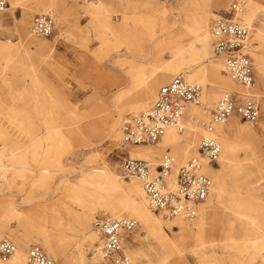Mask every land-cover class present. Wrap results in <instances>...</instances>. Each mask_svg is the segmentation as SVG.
Masks as SVG:
<instances>
[{"label": "rangeland", "instance_id": "rangeland-1", "mask_svg": "<svg viewBox=\"0 0 264 264\" xmlns=\"http://www.w3.org/2000/svg\"><path fill=\"white\" fill-rule=\"evenodd\" d=\"M151 1L18 0L12 2L8 0V7L0 10V82L9 80V87L0 91V116L14 113V116L22 120L23 124L20 123L22 128L27 124L28 118L31 124L41 123L45 118L52 122L51 131L54 132L64 131L74 126L73 120L84 122L109 115L116 120V129H119L120 125L122 127L123 120L129 114L141 112H135L140 110L139 108L126 106L128 99L137 98L140 95L146 86L145 78L156 69L160 59L169 57V48L164 44L157 45V42L162 41L164 37L160 27L139 33L130 26L135 17L162 20L163 16L154 12V7H150ZM157 1L159 5L167 4L170 8L172 5H177L179 8L174 11L173 18L180 21H189L192 13L209 10L213 3L211 0ZM233 1L230 0L226 6L213 7L212 10L218 15H224ZM245 12L243 19L248 14L247 11ZM46 14H50L54 19V33L49 37L34 35L31 28L35 18ZM215 17L217 16L211 17L209 29ZM250 25L249 44L256 72L253 92L258 94L261 115L257 122L244 121L238 117L241 127L249 125L254 130L243 129L236 134V138L244 145L254 142L261 154L255 156L241 149L235 152L233 163L248 162L249 160L246 159H251L249 162L252 163H248L249 168L244 169L242 174H246L247 179L258 180L264 176V80L259 69V60L264 61V10L257 13ZM257 33L260 34V38H257ZM30 35L53 46L47 62L35 61L32 65L38 52L37 45L28 41ZM214 41L211 34L210 48L206 58V63L209 65L216 60L213 58L211 62H208L212 57ZM131 55L148 59V61L144 65H135L128 62ZM221 61L224 62V60ZM181 72L184 73V70ZM36 74L41 78V88L50 89L54 94L52 108L48 105L36 108L33 103L34 96L26 95L24 99L27 100V104H18L15 110H12L14 102L11 101V95L14 89L23 80L32 81ZM176 75L157 87L153 99L156 98L161 86ZM201 75L200 71L198 78L194 81L200 82ZM200 83L203 87V83ZM235 87L234 85L233 88ZM221 95L212 103L206 99L204 105H202L203 100L199 104L201 113L192 123L203 132V136L209 132L206 123L209 122ZM119 98L121 100L117 101ZM42 103L46 104L44 100ZM192 105L195 104H189L187 108ZM186 130L187 127H184L180 132L184 134ZM63 140L64 143L58 144L57 147L54 145L56 142L49 141L41 145L39 152L42 156L48 155L44 158L43 166L56 164L55 159L50 157L52 154L56 157L60 155L65 166L104 165L103 160L85 162L81 159L83 156L78 154L81 150L94 151V147H84L74 139L64 138ZM219 140L221 142V138ZM117 145L119 147L104 142L97 147V151L106 155L112 167L127 183L135 180L143 186L139 178L124 175L122 162L125 158L148 159L156 166L160 158L168 153V148L177 158V147L163 148L160 141L145 145L153 147L154 150L160 149L161 153L154 158L130 156L128 152L135 145H125L122 135ZM73 151H77V155L72 157ZM197 154H191L187 161ZM184 163L177 162L174 169L178 170ZM214 167L223 169L221 162ZM3 170L7 169L0 167V171ZM79 173V171L69 173L68 179L75 181ZM206 173L208 174L207 171ZM210 178L213 183L212 177ZM35 179V176L26 178L17 176L14 179L11 176L6 178L0 175V231L4 234L0 240L11 239L16 244V249L26 251L27 258L30 248L34 245H40L49 253L42 243L45 234L60 236L74 233L73 227L64 225L68 220L64 211L66 207L77 208L81 201L96 205L103 202L100 199L95 200L97 197L92 198L90 193L86 192L82 193L78 199L71 190L64 188L46 190V187H40L38 180ZM229 182L230 180L226 182L228 185H224L220 197H216L212 192L207 201L197 207L198 214L195 218L169 220L153 214L154 218L159 217L161 220L167 238L175 239L179 246L185 249L187 255L185 258H181L180 252L173 250L171 244L165 240L163 243L161 241L162 246H158L151 237L146 236L141 229L140 221L131 216L138 220L139 225L127 238L125 247L134 264L139 262L138 256H142L147 264H264V251L259 247L260 240H256L257 236L264 233V190L251 192L245 188L237 191L230 188ZM207 203H211L212 210L208 217L203 218L202 207ZM97 217L109 216L96 211L92 219L93 224ZM27 219L31 222H25ZM185 225L187 229L183 230ZM81 243L86 249L87 264H92L90 256L94 246L83 239ZM98 243H101V238L94 244ZM51 257L55 261L54 264H61V260L53 255ZM99 264L111 263L104 259Z\"/></svg>", "mask_w": 264, "mask_h": 264}, {"label": "bare ground", "instance_id": "bare-ground-1", "mask_svg": "<svg viewBox=\"0 0 264 264\" xmlns=\"http://www.w3.org/2000/svg\"><path fill=\"white\" fill-rule=\"evenodd\" d=\"M10 1L17 2L18 0ZM211 1H213V3L210 5L211 8L209 10H199L192 13L190 18L188 16L189 21H180L179 19L177 20L173 18L174 11L179 8L177 5H172L170 8L167 4L159 5L157 0H152L150 2V7H154L153 11L158 12L163 16L162 20L143 19L139 17L133 18L130 26L139 33H144V30L149 32L156 27L161 28L164 37L162 41L157 42V45L164 44L167 46L169 48V57L166 59H160V63L156 69L145 78L144 83L146 86L140 92V95L137 98L128 99V102H126L128 105L126 106L140 109L135 112L142 111L143 109L147 110L156 99H153V97L155 96L157 87L161 83L166 82L173 75L183 73L181 70H184L183 74L189 79V81L199 83L200 85H202L200 82L203 83L202 105H204L206 99L209 103H212L221 95L222 90H224L223 93L226 91L247 92L244 91V89L231 77L225 63L221 61L222 59L215 56L214 47L212 57L209 58L208 62H211L213 58L217 61L215 60L211 65L206 63L212 34V30H210L211 27L209 29V24L212 16H218L212 8L226 6L229 4L230 0ZM262 10H264L263 0H250L248 3L246 11L249 15L247 14V17L245 16V19H243V14L241 18L250 26V31V22L255 18L257 13ZM256 35L257 38L261 37L259 33ZM28 41L37 45L38 54H36L37 57L32 65L35 64V61L47 62L48 58H50L48 56L53 46L37 39L33 35H30ZM128 60V62L135 65H144V63H147L148 61V59L137 57L136 55H131V58ZM259 69L261 77L264 80L263 60H259ZM200 71L202 72L200 82L194 81L198 78V73ZM37 75L38 74L33 77L32 81L27 82L23 80L16 86L11 95V101L14 102L12 110H15L14 108L18 104H27V100L24 99L26 95L34 96L33 103H35L34 106L36 108H40L43 105H48L52 108L54 94L50 89L43 90L41 88V78ZM8 83L9 80L1 81L0 91L3 89L5 90V87H9ZM234 85L236 86L235 88H233ZM253 88L249 93L257 98L258 94L253 92ZM152 99L153 101L151 102ZM43 100L46 104L42 103ZM119 100H121V98L117 101ZM114 102H116V100ZM199 106L201 105H192L187 108L185 119L181 121L180 126L168 127L166 133L160 139L163 148L168 146L177 147L176 161L178 163H184L191 154L198 153L197 147L203 137H215L214 135H216L218 138H221L222 142L218 163L221 162L223 169L216 168L207 160L202 159L204 164L203 171L205 173L207 171L209 174L208 176L213 179L212 183L210 178V195L213 192L216 197H220L224 185H228L226 183L228 180H230L231 184L229 182V185L233 190L240 191L245 188L251 192L264 190V176L258 180H250L246 178V174H242L244 169L249 168L248 163H252L249 162L251 159H246L249 160L248 162L233 163L235 152L241 149L251 155L256 156L261 154L254 142H250L249 145H244L243 142L236 138V134L239 131H242L243 129L254 130L253 127H250L249 125L241 127L238 123L239 116L234 115L225 125L217 126L215 134L208 132L207 135L203 136V132L199 131L196 128L197 126L195 127V124L192 123L195 117L199 118L201 113ZM13 114L14 113L10 112L7 115L0 116V167L7 169L6 171H0V175L6 178L7 176H11L14 179H16L17 176L23 178L35 176V180H38V184L41 185L40 187L44 186L46 187V190L64 188L65 190H71L78 199H80L79 196H81L82 193L86 192L90 193L92 198L97 197L95 200L100 199L103 201L100 205L87 204L84 201H81L77 208L66 207L64 209L65 215L68 218L64 225L73 227L75 231L74 233L60 236L52 234H45L43 236L42 243L49 253H47L44 248L43 250L50 255V257L53 255L55 258L61 260V264H87L88 261L85 254L86 249L83 247V243H81V240L83 239L85 242H89V245L94 246L92 249V255L90 256L91 263H102L104 260L102 252L103 240L95 229L92 220L96 211L108 215L110 217H107L108 219L128 217L135 219L137 222L139 220L141 223V229L146 233V236L151 237L158 246H162V243L165 240L171 244L173 250H178L180 252L181 258L187 256L184 251L185 249L180 247L175 239L167 238V233L165 232V228L159 217L154 218L153 214L157 216V213H155L148 205L144 190V181L139 177H136L143 182V186L140 182L135 180L131 183H127V181L122 179L119 172L112 167L106 155L97 151V147L104 142L119 147L117 144L122 135V127L120 125V128L116 129V120L112 115L107 117L103 116L102 118L99 116L84 122L73 120L72 124H74V126L69 127L64 131L57 130L54 132L51 131L53 126L50 120L44 118L41 123L37 122L31 124L30 119L28 118L27 124L25 126L22 125V128L20 126L22 120ZM184 127H187V130L182 134L180 131L183 130ZM64 138H68L69 140L74 139L79 145L84 147H94V151L88 150L86 152L81 150L78 154L81 157L83 156L81 159L85 162L103 160L104 165L65 166L60 155L59 157H56L55 154H52L50 157H53V160L55 159L54 161H56V164L53 166H43L44 158H47L48 155L42 156L38 149L45 141L51 143L56 142L54 145L57 147L58 144L64 143ZM145 145L147 144L135 145L128 154L136 157L154 158L158 153H161L160 149L154 150L153 147ZM71 155L72 157L77 155V151H73ZM73 171L80 172L75 181L68 179L69 173ZM177 172L178 170L176 169L168 178L169 186L175 190L177 188ZM200 205H197V207ZM211 210V203H207L203 206L202 217H208ZM131 216L136 217L138 220ZM177 218L192 219L186 218L185 216H177L169 220ZM25 222L30 223L31 220L27 219ZM184 229H187L186 225L183 227V230ZM3 236V231H0V238ZM100 238L101 243L94 244L95 241L100 240ZM258 239L260 240L259 247L264 251V233L257 236L256 240ZM138 257L139 262H137V264H147L142 256ZM27 261L29 264H34L29 262V252L27 258L25 250L16 249L8 260H1L0 264H28Z\"/></svg>", "mask_w": 264, "mask_h": 264}, {"label": "built area", "instance_id": "built-area-1", "mask_svg": "<svg viewBox=\"0 0 264 264\" xmlns=\"http://www.w3.org/2000/svg\"><path fill=\"white\" fill-rule=\"evenodd\" d=\"M172 2L174 0H161ZM176 1V0H175ZM250 0H234L227 15L214 18L211 30L214 36V53L224 60L231 77L247 92L226 91L222 94L206 123L209 132L215 134L216 127L225 125L232 116L248 122H257L261 108L259 100L249 93L256 83L254 62L249 44L250 26L241 16ZM9 5L8 0H0V10ZM31 31L38 36H51L55 22L50 14L35 18ZM203 87L191 82L183 74L161 86L155 101L147 110L129 114L122 123L124 144H155L160 141L168 127L180 126L189 104L202 103ZM221 144L218 137H204L198 147V154L192 156L178 168L177 188L169 186V175L175 170L176 157L168 152L156 166L148 159L125 158L122 162L126 177H139L144 181V190L149 207L167 219L177 216L195 218L197 205L207 201L211 193V180L204 169L202 159L211 165L218 164ZM139 223L132 218H101L94 227L103 240L102 252L106 262L111 264H133L126 251V240L138 228ZM16 251V244L8 238L0 241V260H8ZM29 262L34 264H54V260L39 245L29 251Z\"/></svg>", "mask_w": 264, "mask_h": 264}, {"label": "crops", "instance_id": "crops-1", "mask_svg": "<svg viewBox=\"0 0 264 264\" xmlns=\"http://www.w3.org/2000/svg\"><path fill=\"white\" fill-rule=\"evenodd\" d=\"M228 12H229V10L224 14V15H227L228 14ZM250 48H251V46H250ZM251 55H252V50H251ZM252 58H253V55H252ZM253 62H254V59H253ZM254 68H255V65H254ZM255 76H256V72H255ZM171 81V80H170ZM260 108H261V105H260ZM212 114V113H211ZM261 115V114H260ZM242 120V119H241ZM168 152H171V149L170 148H168Z\"/></svg>", "mask_w": 264, "mask_h": 264}]
</instances>
